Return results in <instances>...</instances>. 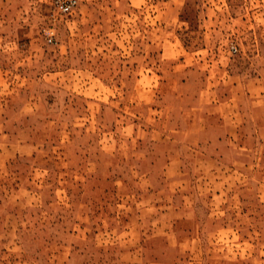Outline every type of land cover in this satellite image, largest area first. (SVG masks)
<instances>
[{"label": "rangeland", "instance_id": "1", "mask_svg": "<svg viewBox=\"0 0 264 264\" xmlns=\"http://www.w3.org/2000/svg\"><path fill=\"white\" fill-rule=\"evenodd\" d=\"M0 264H264V0H0Z\"/></svg>", "mask_w": 264, "mask_h": 264}, {"label": "built area", "instance_id": "2", "mask_svg": "<svg viewBox=\"0 0 264 264\" xmlns=\"http://www.w3.org/2000/svg\"><path fill=\"white\" fill-rule=\"evenodd\" d=\"M77 0H51L54 10L59 14H70L75 7ZM48 43L51 41L50 37L46 40Z\"/></svg>", "mask_w": 264, "mask_h": 264}]
</instances>
